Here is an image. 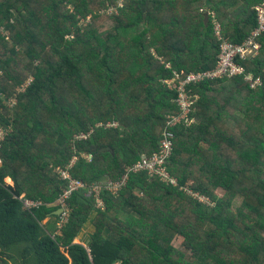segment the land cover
Masks as SVG:
<instances>
[{"label": "trees", "instance_id": "trees-1", "mask_svg": "<svg viewBox=\"0 0 264 264\" xmlns=\"http://www.w3.org/2000/svg\"><path fill=\"white\" fill-rule=\"evenodd\" d=\"M263 1L0 0V264H264V35L258 55L236 59L261 85L187 88L193 124L173 130L167 161L176 185L130 171L180 114L164 81L214 69ZM73 159L87 188L129 177L102 205L75 192L63 223L57 170Z\"/></svg>", "mask_w": 264, "mask_h": 264}, {"label": "built area", "instance_id": "built-area-1", "mask_svg": "<svg viewBox=\"0 0 264 264\" xmlns=\"http://www.w3.org/2000/svg\"><path fill=\"white\" fill-rule=\"evenodd\" d=\"M121 1L122 0H119V3L120 5H123ZM111 9L114 8H110L108 11H110ZM255 11L257 17V26L252 31L250 37L242 44H233L228 41H223L220 47L221 51L219 54L218 62L214 69L198 73H189V75L186 77H182V75L178 74H173V78L171 80L164 81V85H166L169 90H174L177 93V98L176 100H174V104L178 108L180 114L176 117L168 118L164 132L162 134L159 152L154 154L150 158L144 156L142 162L131 168L130 171H147L151 176H157L163 182H166L173 186L176 185V180L169 174L167 161L171 156L173 143L175 140V134L173 133V130L178 128L179 126L187 128L191 124H193V120L190 119V116L194 114L196 110L194 106L197 102V97L189 94L187 88L191 86H197L204 81L234 78L238 76L243 77L246 83L252 89H255L258 85H261V81L259 79H255L251 74H248L246 69L236 62L237 58L244 60L258 55L261 50L259 39L264 35V1L255 7ZM216 29L219 31V27H217ZM167 68L169 69V67ZM15 103L16 101L13 102V105ZM3 138L4 134L0 133V140H3ZM82 139H85V137L78 138V140ZM75 162L76 159H73L71 164L65 169L57 170V173L60 175V177L68 182V187L64 190L63 194L58 199V204L63 210V223L68 219L67 200L75 192L86 189L88 190L86 196H95L98 199L100 205H102V201L100 200L101 194L104 191H109L113 195H118L121 187L126 184L129 177V175L126 174L123 180H121L120 182L114 183L112 181H109L107 183H94L93 186L87 188V185L85 183L72 178L70 170L74 166ZM1 166L2 160L0 158V167ZM20 200L23 202L24 207L28 210L39 208L43 205L42 202L30 200L25 196H21Z\"/></svg>", "mask_w": 264, "mask_h": 264}, {"label": "rangeland", "instance_id": "rangeland-1", "mask_svg": "<svg viewBox=\"0 0 264 264\" xmlns=\"http://www.w3.org/2000/svg\"><path fill=\"white\" fill-rule=\"evenodd\" d=\"M124 2V0H122L121 1V3H123ZM111 11H117L116 9H111L110 11H107V12H111ZM80 25L81 26H83V25H86V22L85 21H82L81 23H80ZM32 79L30 78V79H28L27 81H26V83H25V88L27 87V85L29 84V82L31 81ZM24 87H21L20 88V91H24ZM14 101H16V100H11L10 102H8L7 104H8V106H11V105H13V102ZM114 125V127L115 128H118V125L117 124H113ZM120 131H122L121 130V128H120ZM185 191H188V190H186L185 189ZM190 193V192H189ZM218 194L221 196L222 194H221V192L220 191H218ZM90 195V194H89ZM139 196H140V193H139ZM200 200H204L203 198H199ZM239 202H240V200H237L236 201V203H235V208L239 205ZM47 223V221H45L44 222V224H46ZM92 227V226H91ZM92 229V228H91ZM93 230V229H92ZM81 238V237H80ZM78 240H80V239H78ZM181 242H182V238L181 237H176L173 241H172V244H173V246L175 247V248H177V249H181ZM84 243V242H83ZM187 256H188V253H187ZM10 264H13V263H11L10 262Z\"/></svg>", "mask_w": 264, "mask_h": 264}, {"label": "crops", "instance_id": "crops-1", "mask_svg": "<svg viewBox=\"0 0 264 264\" xmlns=\"http://www.w3.org/2000/svg\"><path fill=\"white\" fill-rule=\"evenodd\" d=\"M6 182H7L9 185H12V186H13V182H12L11 179H7ZM91 228L93 229V227H90V226H89V228H88L87 230H85V232L83 233L81 239H80V240H77L78 243L81 241V244H83V245L86 244V241H88V239H89V235L92 234V231H93ZM83 242H84V243H83ZM85 246H86V245H85Z\"/></svg>", "mask_w": 264, "mask_h": 264}, {"label": "water", "instance_id": "water-1", "mask_svg": "<svg viewBox=\"0 0 264 264\" xmlns=\"http://www.w3.org/2000/svg\"><path fill=\"white\" fill-rule=\"evenodd\" d=\"M101 153H113V151L110 150V149H108V150H103V151H101ZM62 213H63V210H62V209H59V210L55 213V215L60 216Z\"/></svg>", "mask_w": 264, "mask_h": 264}]
</instances>
